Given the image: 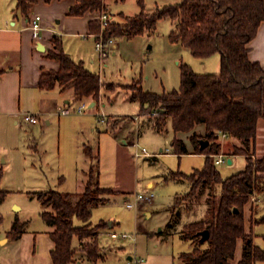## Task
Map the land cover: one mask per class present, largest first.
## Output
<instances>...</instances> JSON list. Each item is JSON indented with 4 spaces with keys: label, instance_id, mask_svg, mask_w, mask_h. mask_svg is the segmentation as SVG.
<instances>
[{
    "label": "rangeland",
    "instance_id": "1",
    "mask_svg": "<svg viewBox=\"0 0 264 264\" xmlns=\"http://www.w3.org/2000/svg\"><path fill=\"white\" fill-rule=\"evenodd\" d=\"M179 1L145 0L146 12L148 10V15H151L158 7ZM106 11L111 14L110 26L118 22L125 25L140 12V6L137 0H107ZM86 13L91 14L92 19L97 20L101 26L100 11L89 10ZM18 14L20 9L17 0H0V17L3 20ZM173 28L172 21L166 18L159 22L155 31H147L149 34H145L142 39L134 37L121 41V38L113 35L120 46L119 53L117 56L110 53L106 59L107 66L100 74L101 82L108 86L101 90L96 112L98 115L108 114L110 122L116 126L117 122L112 116H120L121 131H128L131 137L129 145L123 144L121 133L114 137L109 133L98 134L95 131V136L88 138L94 147L100 142L101 186L111 187L116 193L104 195L108 201L93 210V225L107 224L99 237L107 256L97 264H184L180 255L191 251L194 245L191 241L182 239L183 227L197 221L207 223L208 199L213 194H220L221 186L215 185L213 188H201L197 194L186 198L192 184L180 177L179 173L191 174L196 169H201L205 157L192 154V144L186 138L189 154L176 155L172 145L176 134L171 124L166 133L152 130L150 125L153 120L141 115L140 103L132 100L135 84H130L126 89L112 85L141 78L143 89L160 94L180 87L181 64H187L199 74L220 72L219 53L207 59L194 57L188 49L170 41L169 34ZM64 42L65 47L72 51L81 48L78 38L66 37ZM115 89L117 90L112 92ZM94 109L88 105L85 110ZM57 119L50 127H42L44 123L41 122L35 126L27 123L18 126L11 122L10 127L5 128L0 136V185L7 191L6 197L0 202V264H34L30 255L35 246L38 260L44 261L46 258L48 262L50 240L43 232L49 226L42 220L41 212L45 208L37 192L51 189L62 192L82 190L83 184L78 180L80 176L77 170L85 159L81 148V133L77 132L80 130L68 125L69 120L65 117L60 119L61 127ZM95 123L98 124V121ZM104 128L99 126V130L104 131ZM219 142L223 146L220 154L226 160L218 164V168L222 177L228 178L242 171L247 160L244 156L231 154L235 145H242L241 140L220 139ZM256 147L255 158L263 157L264 121L258 126ZM143 148L147 149L150 156L135 157L136 151ZM230 158H233V164H229ZM86 160L89 161V158ZM56 174H64L66 180L59 183V176L56 177ZM117 187L129 192L117 194L119 191L114 189ZM150 193L154 194L153 200H136L139 194ZM128 202L135 203V207L128 208ZM16 205L19 208H14ZM244 212L248 231L251 230L254 234L255 243L264 247L261 236L264 234V223H255L264 217V194L261 191H256L251 197ZM16 221H30L24 228L23 239L19 243L17 239H10L8 243L2 244L1 240L6 238ZM75 224L81 225L82 222L76 219ZM113 232L127 233L131 239L113 240ZM255 234L258 235L256 238ZM241 248L242 241H239L236 257L231 264L240 257ZM43 250L45 254L42 253ZM85 257L88 259L86 254Z\"/></svg>",
    "mask_w": 264,
    "mask_h": 264
},
{
    "label": "trees",
    "instance_id": "2",
    "mask_svg": "<svg viewBox=\"0 0 264 264\" xmlns=\"http://www.w3.org/2000/svg\"><path fill=\"white\" fill-rule=\"evenodd\" d=\"M106 1L76 0L69 15L83 16L89 10L102 13ZM17 2L21 12L28 16L37 0ZM138 5L140 12L135 17L125 25L119 22L111 25L107 34L132 39L155 31L159 22L168 18L174 24L169 34L172 43L180 44L198 59L221 55L219 73L199 74L187 64H181V84L172 91L160 94L144 91L139 82H134L132 100L140 103L141 115L153 117L158 132L171 124L176 134L172 144L175 154H189L186 138L192 144V154L205 157L201 169L191 174L179 173L192 184L186 198L201 188L221 186L220 194L208 199V222L197 221L183 227L182 239L191 241L194 248L180 257L184 264H231L242 241V255L237 264L264 263V247L256 244L254 234L248 231L244 212L256 191L264 194V156L255 158L258 126L264 121V66L249 58V44L264 21V0H180L158 7L151 15L146 12L145 0H138ZM89 25L90 33L101 31L97 20L92 19ZM53 44L55 50L49 56L59 60L60 68L42 74L40 88L52 90L59 85L63 90H73L75 102L91 99L97 105L103 88L100 75L65 53L61 38L54 36ZM200 126L203 131L199 130ZM221 138L241 140L242 145H235L231 154L247 160L242 171L228 178L222 177L216 163L222 149ZM201 140L209 141L203 150ZM84 153L91 164L82 192L37 193L45 208L42 219L54 227L50 233L55 244L51 251L52 264H76L77 251L86 254L92 263L105 256L99 236L107 224L93 225L91 218L94 208L108 201L104 195L116 193L100 184V156L94 147L86 145ZM6 195L7 191L0 185V202ZM76 219L82 224L76 225ZM255 223H264V217ZM24 228L25 223L16 221L8 237L19 239ZM205 230L209 231L207 240L201 235ZM76 239L79 248L75 247Z\"/></svg>",
    "mask_w": 264,
    "mask_h": 264
},
{
    "label": "crops",
    "instance_id": "3",
    "mask_svg": "<svg viewBox=\"0 0 264 264\" xmlns=\"http://www.w3.org/2000/svg\"><path fill=\"white\" fill-rule=\"evenodd\" d=\"M75 4L76 0H52L51 2H47L46 0H37V2L34 3L30 8V13L28 16L23 14L20 10V14L9 17L6 20H3L0 17V136L3 135L2 131L5 128L10 127L11 122L18 126H22L23 123H27L30 126H35L41 122L42 124L44 123L42 127H50L53 125L54 120H56L57 117H59L57 120L59 121L60 125L62 124V121H60L61 117H65L67 120H69L68 125L74 127L73 129L80 130L77 132L81 133L83 142L81 148L83 153L86 145H92V141H89L88 138H93L95 136V131H97L98 134L102 132L109 133L114 137H118V135L121 133L123 144H130L131 134L128 131H121L122 127L120 124L122 122V118L120 116H112L113 120H116L115 122H117V126L116 124H112V122H110L111 120L108 114L104 118V121H101L100 115H98L96 112V109L99 107H97V105L91 99L85 100L83 102H88L89 106L95 109L90 111L85 110L84 112L79 113L78 107L80 102L74 101V93L72 89L63 90V87L58 85L52 90H46L40 88L39 86V80L42 74L58 71L60 68L59 60L53 59L49 56V52L52 51V48L54 49V36L61 38L65 53H67L76 62H83L84 66L88 70L94 73H99L100 75L103 69L107 66L106 60L100 61L95 53V38L93 36H83L84 34L90 33L89 23L92 20L91 14L86 13L83 16L69 15L70 8ZM147 12L149 11L147 10ZM33 14H39L43 19V30L41 31V39L39 41H36L33 37V32L29 28L28 24L29 17ZM145 34L148 35L149 33L145 32L143 35L136 36L135 38L140 39L141 37L142 39L144 38ZM66 37L80 39L79 43L81 44V48H79L77 51H72L69 49V47H65L64 38ZM119 38H121V41L127 39L126 37ZM119 49L120 46L118 44L116 49L113 50L111 54L113 56H117ZM249 49L250 60L253 62H259L264 66V21L261 23L256 37L249 44ZM134 82H139L141 85L142 79L132 78L129 83H112V85H116L118 88H125ZM107 86L103 85V87H105L104 89H106ZM141 87L143 88V86ZM117 89L112 90V92L116 91ZM143 90L146 91L145 89ZM100 95H102V93ZM104 98L105 94L104 97L102 96V101ZM27 115L34 116L37 118L38 122L30 123L26 120ZM150 118L153 120V123L150 125V127L153 131L158 132L155 129L154 118ZM96 121H98L99 125L95 123ZM102 123H104V125ZM100 125L105 127L104 131L99 130ZM169 125L170 123L167 125V128H165V131L158 133H166L168 131ZM199 130L203 131L204 129L202 126H200ZM222 139L228 140L227 138H221V140ZM95 147V153L99 154L101 148L99 141ZM157 156L154 158L156 159ZM34 158H36V156H34ZM84 158V162L77 167L78 175L80 176L78 180L81 184H83L82 190L80 192L84 190L83 187L85 186L87 180V171L89 170L91 164L90 160H86L88 157L85 155V153ZM230 159L232 160L231 164H233V158ZM2 161L4 162V159ZM0 171L2 170L0 169ZM55 176H59V183L66 180L64 174H58V176L56 174ZM114 189L119 191L117 194H126L129 192L125 189H122L121 187ZM52 190L53 189L39 192H47ZM24 223L26 227L30 221ZM53 230L54 227L49 226V229L43 232L50 240L48 247V262L46 261V258L44 261L38 260V254L36 253L35 246L30 255L34 264H52L51 251L55 244L50 237V233ZM100 235H102V233ZM263 235L264 234L262 233L261 236ZM22 236L17 239L18 243L23 239ZM257 236L258 235L255 234V238ZM9 241L10 238L8 237V234L6 238L1 240L2 244L8 243ZM75 247H80V242L78 239L75 240ZM42 253L45 254V251L43 250ZM104 253L105 256L102 260H105L107 256V252L104 251ZM241 255L234 264L238 263V261L241 259ZM75 259L77 260L76 264H97L90 262L85 257V254L81 251L76 252Z\"/></svg>",
    "mask_w": 264,
    "mask_h": 264
},
{
    "label": "built area",
    "instance_id": "4",
    "mask_svg": "<svg viewBox=\"0 0 264 264\" xmlns=\"http://www.w3.org/2000/svg\"><path fill=\"white\" fill-rule=\"evenodd\" d=\"M110 12L109 11H103L101 13V17H99V21H101V31L97 34H84V37L87 36H93L95 38V52L100 59V61H105L110 53L116 49L117 47V38L114 37L113 35H108L107 34V29L110 27ZM29 28L33 32V37L35 38L36 41H39L41 39V31L43 30V19L39 14H35L32 17H29L28 20ZM89 105L88 102H83L79 107H78V112L82 113L85 111L86 107ZM155 114V112L153 113ZM106 117L105 114L100 115V120L104 121V118ZM26 120L29 121L30 123H37L38 120L32 115H27ZM225 137V135H224ZM150 156L147 149H138L135 153V157L140 158V157H147ZM226 158L224 155L220 154L216 157V163L221 164L225 162ZM154 194L150 193L147 195L144 194H139L136 198L137 201L141 200H153ZM128 208H134L135 203L133 202H128L127 203ZM111 238L113 240H121V239H131V236L127 233H122L118 234L116 232L111 233Z\"/></svg>",
    "mask_w": 264,
    "mask_h": 264
},
{
    "label": "water",
    "instance_id": "5",
    "mask_svg": "<svg viewBox=\"0 0 264 264\" xmlns=\"http://www.w3.org/2000/svg\"><path fill=\"white\" fill-rule=\"evenodd\" d=\"M200 145H201V150H203L204 148H206V147L209 145V141L201 140V141H200ZM228 162H229V164H231V163H232V160L229 159ZM16 206H17V205H16ZM16 206H14V208H15ZM235 211L237 212V210H235ZM201 235H202V239H203V240H207V239L209 238V231H208V230H205V231H203V232L201 233ZM130 259H131V258H130Z\"/></svg>",
    "mask_w": 264,
    "mask_h": 264
},
{
    "label": "bare ground",
    "instance_id": "6",
    "mask_svg": "<svg viewBox=\"0 0 264 264\" xmlns=\"http://www.w3.org/2000/svg\"><path fill=\"white\" fill-rule=\"evenodd\" d=\"M16 208H18V206H16Z\"/></svg>",
    "mask_w": 264,
    "mask_h": 264
}]
</instances>
